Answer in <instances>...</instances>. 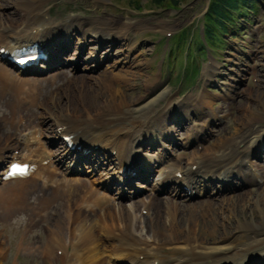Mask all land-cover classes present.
<instances>
[{
    "label": "bare ground",
    "instance_id": "1",
    "mask_svg": "<svg viewBox=\"0 0 264 264\" xmlns=\"http://www.w3.org/2000/svg\"><path fill=\"white\" fill-rule=\"evenodd\" d=\"M45 2H48V0H0V8L9 4L14 7L12 11L6 14L0 12V49L2 48L10 52L21 46L35 43L38 45V48H43L47 55V61L41 63L38 67L46 68L47 70L61 68L64 65L61 55L67 51V54L70 53L72 55L69 59L67 57L68 60H72L74 57L77 60L81 58L85 63L83 70L94 73L98 68L99 61L113 56L111 48L114 43L120 45L118 51L114 53L120 54L119 60H122L117 64H112L110 70L100 72L92 79L84 74L66 77L64 72L63 75L57 73L44 78L22 77L23 73L20 74L15 70L12 71L8 66L9 64L0 59V92L5 94L12 91L15 97H17V102H14L17 104V107L11 112L10 124L13 125L16 120L21 122L24 118L27 120L25 127L14 126L6 133L4 139L3 133H0V168L9 160H15L19 163H29L36 168L29 177L12 180L1 179L6 171H0V180L3 181L0 186V208L5 209L8 213H16L22 208V205L29 207L30 214L33 216L28 220V223H31V225L37 221L35 217H38L40 220L47 217L46 215L52 208L53 202L52 199L48 198L45 201L41 197L40 200L44 201L42 203L44 204L45 215L40 214L43 211L40 204L37 207V203L28 202V195L31 189L36 191V185L28 188V185L33 183L31 181L34 177L42 178L45 184L52 181L54 187H61V190L63 187L64 189L69 188L74 183L73 185H77L74 188L82 191V188L85 186V182L82 179L66 180L64 179L65 177L61 178L60 176L61 180L59 181L58 179L56 181L58 184H56L54 183V178L58 177L60 173H73L71 168L73 161L75 164H78L83 160L86 164L90 165L92 173H97L99 170L102 171V174L110 172L114 174L113 179L116 177V174L121 175L123 170L128 167L129 176L124 180L128 184L133 178L143 179V177L148 176L147 170L136 162H145L150 167L152 159L147 157L146 153L142 152L140 155L142 151L140 148L145 146L146 149L147 141L152 140L157 142L163 138L166 139V137L168 139L173 138L172 135L169 136L167 134V132L172 131L167 125L173 114L171 111L173 108L166 107V110L162 111V115L154 113L159 102L168 97L169 91L163 90L154 98L132 109V104L136 103L138 99L127 101L124 97L126 93L121 87L114 85L116 82L121 83L122 80H126V76L130 75L129 70H122V68H131L133 66L128 64L129 56L124 54V52L131 48H126V42L123 43L127 39L126 33L132 28L131 22L107 19H89L83 22L80 20V17L74 15L73 17H66L64 23H61V21L54 19L53 16H49L50 7H44L43 4ZM77 33H80V35L78 36ZM75 37H77L76 45L78 44L79 46L72 44V40ZM88 43H92L93 45H90L88 54L86 57H83L84 46ZM102 53H104V56L102 55L101 57ZM69 65L70 62L66 64V66ZM71 66L75 70V63H72ZM114 69H118L119 72H115ZM29 71L36 72V69L33 68ZM132 74L133 72L131 71ZM64 76L71 82L76 81L79 85V89L76 87L78 96L71 95V97H68L63 94L59 95L57 90L48 99L46 97L43 98L44 93L41 90L51 88L56 84L57 78ZM93 83L97 84L98 90L93 89ZM19 94L23 96L19 97ZM63 98L65 100L62 101ZM37 106H43L44 109L42 110L47 116L41 117L38 114H34L31 109ZM193 107L200 114L204 112V108L196 100L193 102ZM175 114L179 119L186 118V115ZM37 118L39 121L35 125L34 123ZM210 118L215 119L214 117ZM247 122L242 124V128L238 132L236 131L237 133L235 132L232 135L220 138V141L216 142L214 146L205 147L203 152H199V154L195 151V154L191 155L192 157H189V159L186 158L185 164L178 168L174 164L170 165L168 157L164 156L163 151H161V155L154 159L159 164H156L155 167L151 166L153 171L156 170L155 168L160 167L157 170L158 176L161 177L158 184L168 181L166 179H171L170 181L175 185V189L172 190L171 195L183 200H186L188 197L187 192L181 195L182 192L176 186H186L187 190L191 191L198 189L200 197L203 196L209 199L213 197L212 195H217L222 191L218 190L219 186L218 189L212 190L205 188L214 183L215 180H219V182L224 184L231 178L237 179L239 183H234L233 187L237 185L241 187L244 184H256L255 179L260 177L258 171L252 172L250 168H247L246 162H248L249 156L256 152L259 143V150H262V146L264 145V140H262L264 138V129L254 128L250 122ZM206 123L207 119L190 128L189 133L193 135V138L196 139L200 134H204L207 138V134L204 131ZM39 125H44L45 131L50 134L49 137L51 139H48L46 143L40 142L37 139L38 133H41L40 129L43 128H37ZM8 134L11 135L8 136ZM16 134L19 135L18 139L14 137ZM66 137L68 138L67 142L62 140V138ZM56 139L60 140L61 145L54 149L50 148ZM69 143L72 145L76 144V146L81 144L83 149L90 151L87 155L83 157L77 156L75 159L74 154L76 151L70 148L71 145ZM94 146L100 147L98 150H101L102 154L92 149ZM10 148H13V151L10 153L9 159L6 160V152ZM16 151L17 154H14ZM112 151H114L113 155H111ZM101 156H103L104 161L100 159ZM255 157H258V155ZM68 161H70V165L65 164ZM106 163H109V166L104 168V165H108ZM171 166L173 168H170ZM212 177H214L213 180H211ZM138 187L147 188L145 185H138ZM151 188V191L157 190V186ZM108 189L110 190L108 187H102L97 190L90 189V192L87 190L89 192L88 201L82 204L87 209L92 203L94 213H104L103 215L93 217L94 220L92 218V222L90 221L91 216L83 214L82 211L77 212L76 210L77 213H74L72 218L69 215L70 213H66V216L63 217L58 215L59 218L56 221L60 225H58L57 229H54L55 231H49L50 237H54L51 243L48 242L40 250L37 248L38 245L33 243L29 248L24 247L23 251H27L29 255L36 253V251L40 252L44 260L51 262L48 264H55L58 261L62 262V264H109L110 262L108 263L109 260L106 261V256L102 250L103 247L101 245L104 244L101 243V240L110 239L124 253L120 251L119 255L116 256L117 249L109 245L110 248L114 249L113 255L123 260H125L126 256L131 264H225L227 260L239 258L243 254L264 245V236L258 240L256 239L259 243L252 238H244L248 232L256 233V235L257 233L264 232V226L261 229L258 226H253L254 216L252 221L248 222L246 221L245 213L242 211V218L239 215V218L234 223L236 224L237 234L241 239L240 243L237 245L217 246L215 244L218 241L227 238L231 234L229 233L231 225L226 223L227 221L213 228L208 226L205 234L202 228H199L200 218L192 211L186 214L187 219L183 222L178 212L179 210H177L176 200L171 202V199L167 204L173 205L171 211L163 210L162 201L158 200L156 196L152 198L153 195L145 197L146 201L142 199L137 201H135L136 199L132 200L129 206L121 202L123 199H126V196L122 195L118 196L119 200L117 204H114V200L106 196L109 194H103ZM63 190L62 192H64ZM137 193H133V196L137 195ZM77 195L79 196V193ZM237 198L239 199L238 196ZM238 199L236 201L234 197L225 199V201L232 203L230 205L232 209L228 217L234 216L232 211L237 205H240L236 204L240 203ZM263 199V197L257 194V189L248 190L246 202L242 204V207L250 211L257 204L260 218L264 220ZM102 202H105V205L101 209ZM140 203H142V209L149 211L148 217L140 216L138 218L134 215L133 211ZM67 205L69 204L67 203ZM114 205L117 208L113 207ZM110 206L113 207V210L106 215V212L112 208ZM66 209L68 210V208ZM204 214L198 215L202 217ZM208 215L210 214L208 213ZM141 219H145L143 220L145 221V226L150 224V232L149 234L147 233V238L145 235H142L144 232L137 233L132 229V226L140 227L138 229L141 230L144 229L141 225ZM230 219L228 218V220ZM210 220L212 223L215 222L212 217ZM116 222L120 223L119 229H115L112 225ZM72 224H76V228H72ZM61 231H64L63 235ZM160 238L164 239L159 241ZM54 244L59 246L56 250H62L60 254L62 255L61 258L52 257L51 251ZM105 246L107 247V245ZM164 248L171 249L176 253L173 252L174 255L172 254L173 256L171 257H165L161 254ZM104 249L106 252L109 250ZM108 252L110 253L111 251ZM30 257H27V259H30ZM239 260L242 261V259ZM261 262L264 264V261Z\"/></svg>",
    "mask_w": 264,
    "mask_h": 264
},
{
    "label": "rangeland",
    "instance_id": "2",
    "mask_svg": "<svg viewBox=\"0 0 264 264\" xmlns=\"http://www.w3.org/2000/svg\"><path fill=\"white\" fill-rule=\"evenodd\" d=\"M208 3L209 0H179L177 6L171 7L167 6V3V5L154 4L152 0H48V2L43 4L46 8L50 7L49 16H53L54 19L61 21V23H64L66 17H73L74 15L80 17V20L83 22L88 21L89 19H107L131 22L132 28L126 33L127 39L123 43L126 42V48H131L130 50L124 52V54L129 56L128 64L133 66L131 68H122V70H129L130 75L126 76V80H122L121 83L116 82L114 85L121 87V89L126 93L124 97L127 101L138 99L136 103L131 101V103H133L132 109L154 98L163 90L169 91L168 97L163 99L164 101L162 100L159 102L154 113L160 114L166 107H170L171 109L173 108L171 110L173 114L167 125L169 129H172V131L167 132V134L169 136L172 135L173 138L168 139L166 137V139L163 138L160 140L164 141L162 143V147L156 141H147V148L145 149V146L142 147L141 152H147L149 155L154 153V155H156V152L158 154L161 150H164L166 154L168 152L167 155L171 160L170 163L174 164L177 168L183 166L187 159L195 154V151L199 154V152H203L205 147L214 146L216 142L220 141V138L229 136L230 134L232 135L236 131L238 132L242 128V124L247 121V123L250 122L254 128L264 129V0H246L245 5L247 11L246 8L243 7L245 12H242L237 16L234 14L236 18V20H234L236 22H233L235 29L232 31L230 28V33L226 36H222L221 40L223 42L219 44L220 47L218 49H216V47L207 48L206 41L203 36ZM13 9V5L9 4L5 7H1L0 12L6 14ZM77 35L79 36L80 33H77ZM76 38L77 37L72 40V44L74 45H76ZM207 43L209 45L208 40ZM90 45L93 44L91 43ZM76 46H78V44ZM119 47L120 45L118 43H114L112 44L111 51L114 53L118 51ZM86 54L87 52H85L82 56H85ZM64 55V59H66V57H68L66 56L67 53H64ZM68 55L69 59L72 55H70V53H68ZM119 56L120 54L116 55L115 53L113 56H110L109 59H104L103 62H99L98 69L100 71L108 70L111 65L114 64V61L119 58ZM80 63H82L81 59ZM81 68L82 67L80 66V71H75L67 66V69L65 70H61V68L57 70L59 71L58 74L61 73L63 75L64 72L66 77L84 74L89 76L88 78L91 77L92 79L100 73L97 72L96 69V72L86 74L85 70L81 71ZM114 70L115 72H119L118 69ZM131 71L133 72L132 75ZM46 75L51 76L53 73L52 71L46 72L44 75L37 77H48ZM66 77L57 78L56 84H54L51 88L41 90L44 93L43 98L46 97L48 99L57 90L59 95L63 94L68 97H71V95H74L75 97L78 96V93H76V87L79 89V85L76 81L71 82ZM92 87L94 90L99 89L97 84L94 83L92 84ZM106 94L105 96H107ZM18 96L21 97L23 95L19 94ZM181 99L182 104L179 105V101ZM63 100L65 99L63 98L62 101ZM195 100L202 105L204 108L203 111L206 112V114L213 113L214 116L207 114V118L204 116L198 121L193 120L192 117H196L195 113L200 117L204 115V112H201L200 114L194 110L193 102ZM15 101L17 102V97H15L12 91L11 93L5 94L0 92V133H3V139L6 137V133L10 131L11 128L17 125L25 127L27 122L25 118L21 122H18L15 119V123L13 125L10 124L11 112L15 107H17V104L14 103ZM189 102L190 104L188 107L186 109H182ZM42 109H44L43 106H37L31 110H33L34 114H38L41 117L47 116ZM175 113H180L183 116L188 113L192 116L188 115L189 117L187 118L179 119ZM210 117H214L215 119H211ZM203 119H207V123L209 121L212 122L213 120H219L217 124L211 123L210 127L206 128L207 123L204 126V130H206L205 132L210 134L209 137L205 139L206 137L204 134H200L198 135L200 136L199 139L197 136V141L200 142L192 140L187 143L189 140V138H187V141L182 143L186 136V131L189 133L190 128L192 127L189 126V124L200 123ZM38 121L39 120L37 118L34 124L37 125ZM186 121L189 122V124L187 123L186 125ZM184 125L186 126V131L184 129L181 130ZM41 126L45 129L44 125H39L38 127ZM43 132L42 137L40 136V138H43L42 140L49 139L48 132ZM9 135L11 134H8V136ZM14 137L15 139H18L19 135L16 134ZM262 140H264V138ZM175 142H178V144L180 143V145H177ZM59 144L60 143L56 145L53 144L50 148L53 149ZM259 149L260 143L258 144L256 152L249 156V158H251L249 161L253 164V167L256 171H258V175L260 176L258 179H255V182L257 183L252 185L244 184L241 187L239 185L234 187L229 186L228 188L225 187L224 189H221L222 191L219 194L212 195L213 197H210L209 199L203 196L198 197V194L189 196L186 200L175 197L173 199V195L171 194L172 190L175 188L174 185H172V181L169 179L168 183H165L161 189L163 193H159V191L156 190L151 191L150 189L145 190L139 188L138 185L141 184L149 187V184L155 185L158 182L156 176L157 172L153 175L152 171L145 177V181L140 179L139 183H135L134 187L132 185L130 188L127 187L126 190L120 188L117 189L118 180H115V178L113 179L114 174H111L110 172L107 174L104 172L102 174L101 170L97 173H92L90 170L91 168L87 166L85 161L72 166V169L76 171V173L73 174L76 175L67 174L64 178L60 173V175L58 174L59 178L55 177V182L53 181L58 184L56 181H58V179L60 181L61 178L66 180L82 179L83 182H85L84 188L80 186L82 191L76 190L74 188L76 184L73 185V183L69 188L64 189L63 187L64 190H62L64 192H62L61 187H54L52 181H50V186H48L49 184L43 183L44 181H42V178L35 177L31 181L33 183H30V186L28 185V188L36 185V191L31 189L32 193L30 191V194L28 195V202L37 203V207H39L40 204L43 209L44 204L42 201H46V199L49 198L53 201L51 206L52 208L48 211L46 215L47 217L42 218L41 220L38 217H35L37 221H35L33 225L28 223V220L33 217L32 214H30L29 207L22 205V208L16 213H8L5 209L0 208V264L51 263L44 260L42 254L40 252L38 253V251L29 255L27 251H23L24 247L29 248L34 243L38 245L37 248L40 250V248L48 242L51 243V240H53L52 238L54 237H50L49 231L57 229L60 223L56 220H58L59 216H66V213H70L69 215H72L78 211H82L83 214H89L91 216V222L93 217L95 218L98 215H103L104 213L100 214L98 212H90L82 205L88 201V193L91 191L90 189L95 188L94 190H97L99 186L110 188L111 191L108 189L106 192H109L108 194L114 199V204H117L118 198L123 194L126 195V197L129 196V198H131L128 202L121 201L127 206L131 205L130 202L132 200L136 199L135 201H137L142 199L146 201L145 197L153 195L152 198L156 196L158 200L162 201L163 210L165 209L166 211H171L173 209V205L167 204L171 199V202L176 200L177 210H179L178 212L182 217L183 222L187 219L186 214L189 213V211H192L195 215L197 214L196 216L198 218H200L199 228H202L205 234L208 226L213 228L214 226H218L220 223L227 221L226 223L231 225L229 229L231 230L229 231L231 234L227 233L229 234L227 238L218 241L215 245H237L240 243L241 239L237 234L235 228L236 224L234 223L235 220L239 218V215L242 218V212L245 213L246 221L248 222H251L254 216L255 220L253 221V224L251 223L253 226H258L260 229L264 226V220L260 218L257 211V204L255 205L256 207H252V210L250 211L243 209L242 207V204L246 202V193L248 190L257 189V194L264 198V192L262 193V191H264V145L262 146V150ZM11 150H13V148H10V150L6 152V160L9 159ZM77 151L80 152V150ZM256 155H258V157H255ZM102 158L103 156H101L100 159L104 161V158ZM249 161L246 162L247 168H250ZM106 164L108 165H104V168L109 166V163ZM3 166L4 165H2V167ZM255 170L251 169L252 172H255ZM213 179L214 177L211 178V180ZM215 186H217V184L214 182L205 188L212 190L215 189ZM57 189H60V192ZM180 189L182 190V194H184V188ZM128 190L132 193H125L128 192ZM133 191L136 193L138 192L134 197ZM191 192H194V190ZM51 193L53 194L51 195ZM77 193H79V196ZM41 197H43V200H40ZM232 197H234L235 201L238 199L240 203L236 204L240 205H237L232 211L235 217H228L232 209L230 206L232 203L225 201V199ZM66 202L69 205H67ZM76 205H78V207H76ZM263 205L264 199L262 201V206ZM113 207L117 208L116 205ZM113 207L106 212V215L113 210ZM66 208H68V210ZM201 210L205 213L202 217L199 216L200 214H203ZM148 212L149 211L147 209H142V203L137 205L133 211L134 215L138 218H140V216L148 217ZM208 213L210 215H208ZM40 214H46L44 209ZM211 217L214 218V223L211 222ZM228 218L231 219L228 220ZM143 220L141 219L142 222H140L144 227V231L138 229L140 227L132 226V229H134L137 233L144 232L142 235H145L147 238L150 232V224L146 221L148 225L145 226V221ZM126 222L128 223V221ZM205 222L208 225H206ZM112 225L115 229L120 228V223L116 222ZM71 226L72 228H76V224H72ZM61 233L63 235L64 231H61ZM263 233L264 232H260V234L257 233L256 235V233L248 232L244 238H252L254 241H257L264 236ZM163 239L164 238H160L159 241ZM232 240L235 241L233 242ZM110 242L111 240H101V243L104 244L101 245V247H103V252L105 250L104 248L111 251V254L108 251L104 253L106 261L109 260V264H122L123 262V264H129V261L127 260L128 257L125 256V260H123L121 258H116L113 255L114 249L109 247ZM257 243H259V241H257ZM105 245H107V247ZM57 247L59 246L56 244L53 245L51 251L52 257L61 258L62 255L56 254ZM170 250L171 249L168 250L164 248V250H162L163 252L161 251V254L165 257H171L176 252ZM167 254L169 255L167 256ZM27 257H30V259H27ZM239 259H242V261ZM261 261H264V245L243 254V256L239 258L227 260L225 264H263ZM55 264H62V262L58 261Z\"/></svg>",
    "mask_w": 264,
    "mask_h": 264
},
{
    "label": "trees",
    "instance_id": "3",
    "mask_svg": "<svg viewBox=\"0 0 264 264\" xmlns=\"http://www.w3.org/2000/svg\"><path fill=\"white\" fill-rule=\"evenodd\" d=\"M178 1L152 0L154 4L167 3L168 5H166L171 7L177 6ZM245 4L246 0H209L203 33L207 48L216 47L218 49L220 47L219 44L223 42L221 40L222 36L228 35L234 26L235 15L237 16L245 12L243 8H246ZM207 40L209 41V45Z\"/></svg>",
    "mask_w": 264,
    "mask_h": 264
},
{
    "label": "snow or ice",
    "instance_id": "4",
    "mask_svg": "<svg viewBox=\"0 0 264 264\" xmlns=\"http://www.w3.org/2000/svg\"><path fill=\"white\" fill-rule=\"evenodd\" d=\"M25 61L21 60L20 63H24ZM13 171H22V169L13 168Z\"/></svg>",
    "mask_w": 264,
    "mask_h": 264
}]
</instances>
